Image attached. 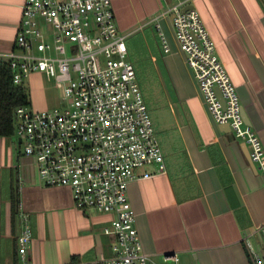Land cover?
I'll list each match as a JSON object with an SVG mask.
<instances>
[{"label": "crops", "instance_id": "0c3cea01", "mask_svg": "<svg viewBox=\"0 0 264 264\" xmlns=\"http://www.w3.org/2000/svg\"><path fill=\"white\" fill-rule=\"evenodd\" d=\"M172 6L176 0H164ZM24 0H0V55L14 48ZM120 30L128 35V58L149 110L166 174L130 184V200L145 253L153 264H251L246 238L264 225V174L227 127L215 125L174 37L161 18L162 0H112ZM236 87L247 123L264 148V0H194ZM171 52L165 54L164 44ZM39 75V74H36ZM34 76V75H33ZM7 170L0 191V264H19L18 218L11 204L12 171L24 187L20 202L29 216L33 264L94 263L112 256L115 237L106 233L114 214L78 210L68 189L43 187L33 167ZM20 159V157H19ZM28 165V164H27ZM25 169V170H24ZM156 173L155 166L140 169ZM29 174V175H28ZM259 241L255 236L252 242Z\"/></svg>", "mask_w": 264, "mask_h": 264}, {"label": "built area", "instance_id": "2783aa9c", "mask_svg": "<svg viewBox=\"0 0 264 264\" xmlns=\"http://www.w3.org/2000/svg\"><path fill=\"white\" fill-rule=\"evenodd\" d=\"M194 0H162L160 17L171 23L175 40L216 126L227 127L249 152L257 172L264 174V148L245 122L238 91ZM117 23L112 0H24L14 48L0 55L13 83L24 85L39 74L54 79L62 107L15 111L14 137L20 157L30 161L39 183L68 189L74 206L92 216L114 214L106 233L115 237L112 256L94 263L153 264L137 229L129 188L135 180L166 174L164 156L151 116L128 58L126 40ZM164 52L171 49L164 44ZM27 166V164H26ZM155 166L156 173L140 169ZM24 187L20 178L18 191ZM19 264H33L29 216L20 202ZM257 236L259 241L253 243ZM251 264H264V225L246 238ZM178 264L176 255L165 257Z\"/></svg>", "mask_w": 264, "mask_h": 264}, {"label": "rangeland", "instance_id": "374dc122", "mask_svg": "<svg viewBox=\"0 0 264 264\" xmlns=\"http://www.w3.org/2000/svg\"><path fill=\"white\" fill-rule=\"evenodd\" d=\"M24 88L29 96L31 108L34 110H52L57 107H62L63 103L60 98V90L54 79H48L43 75H34L27 79L24 83ZM3 156L6 157L11 166H17L19 161L22 164L30 163L29 160L20 157V147L15 138L3 140ZM20 157V159H19ZM27 171L31 173V166H26ZM25 170V169H24ZM28 173V172H27ZM29 175V174H28ZM12 184H17V173L14 168L12 171ZM9 190V176L7 170L1 174L0 191L3 193V199H6V194Z\"/></svg>", "mask_w": 264, "mask_h": 264}, {"label": "trees", "instance_id": "16d2710c", "mask_svg": "<svg viewBox=\"0 0 264 264\" xmlns=\"http://www.w3.org/2000/svg\"><path fill=\"white\" fill-rule=\"evenodd\" d=\"M29 96L22 86L13 83L12 72L7 63L0 64V138L11 139L15 134V111L18 107L30 106ZM13 218H18L20 194L17 185L11 186Z\"/></svg>", "mask_w": 264, "mask_h": 264}, {"label": "water", "instance_id": "95a60500", "mask_svg": "<svg viewBox=\"0 0 264 264\" xmlns=\"http://www.w3.org/2000/svg\"><path fill=\"white\" fill-rule=\"evenodd\" d=\"M190 8H193V6H190ZM243 117H244L245 122L247 123V120H246V118H245V116H244V113H243ZM247 124H248V123H247Z\"/></svg>", "mask_w": 264, "mask_h": 264}]
</instances>
